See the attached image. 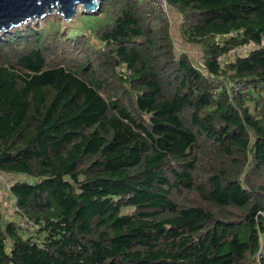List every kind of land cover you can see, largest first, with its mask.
<instances>
[{"label":"trees","instance_id":"1","mask_svg":"<svg viewBox=\"0 0 264 264\" xmlns=\"http://www.w3.org/2000/svg\"><path fill=\"white\" fill-rule=\"evenodd\" d=\"M166 1L201 62L151 0L0 31V264H264V0Z\"/></svg>","mask_w":264,"mask_h":264},{"label":"water","instance_id":"2","mask_svg":"<svg viewBox=\"0 0 264 264\" xmlns=\"http://www.w3.org/2000/svg\"><path fill=\"white\" fill-rule=\"evenodd\" d=\"M80 4L84 12H97L101 0H0V31H7L55 13L72 21Z\"/></svg>","mask_w":264,"mask_h":264},{"label":"rangeland","instance_id":"3","mask_svg":"<svg viewBox=\"0 0 264 264\" xmlns=\"http://www.w3.org/2000/svg\"><path fill=\"white\" fill-rule=\"evenodd\" d=\"M151 1L154 3L155 7H157L158 12L161 15H163L166 19H168V21H170L171 34L175 40V49L178 52H182V51L186 50L194 62H198V63L201 62V57H202L201 48L197 45L186 43L181 38V33H180L181 15L177 12V10H175L173 7L168 5L166 0H151ZM82 10H83V7H81L79 9L77 15L74 17V19L72 21L62 20L60 22L61 23L60 28H62V30L67 32V30L74 28L72 26H75L79 29L78 34L80 35L82 30H83L82 27H83V25H85L81 22V16L82 15L79 16V14H83ZM86 13H90V12H84V14H86ZM91 13H97V12H91ZM55 15H56L55 13H52V14L46 16L45 18H43L42 20L33 21L30 23H36V25L38 24L39 26L43 27L47 24H50L51 21L55 20V18H53V16H55ZM56 16H58V15H56ZM53 23H55V22H53ZM87 38L90 39V44H89L90 49H91V47H93V45L99 46V42L97 40L93 39L92 37H90L89 33L81 34L80 41L84 42L83 40L87 39ZM239 53H241V52H239ZM15 179H16V176H13V175H9L6 177V180L8 182H12ZM7 195H6V197H7ZM5 198H2V200H4ZM13 210H14V207H13L12 198H10L9 200L6 199L0 203V211L2 213H4L6 218L17 220L18 217L16 214H13V212H12Z\"/></svg>","mask_w":264,"mask_h":264},{"label":"built area","instance_id":"4","mask_svg":"<svg viewBox=\"0 0 264 264\" xmlns=\"http://www.w3.org/2000/svg\"><path fill=\"white\" fill-rule=\"evenodd\" d=\"M242 52V50H239ZM233 53V52H232ZM129 71H126L125 74H128ZM243 87V82L236 79H228L226 81V92L230 101L236 99L239 94V91ZM217 90H213V94H216ZM9 176L3 172H0V195L4 198L9 193L11 187V182L6 180V177ZM3 183V184H2ZM32 228V223L28 220H23L21 223V229L23 232H29ZM257 260L259 263H264V241L262 240L258 246L257 250Z\"/></svg>","mask_w":264,"mask_h":264},{"label":"bare ground","instance_id":"5","mask_svg":"<svg viewBox=\"0 0 264 264\" xmlns=\"http://www.w3.org/2000/svg\"><path fill=\"white\" fill-rule=\"evenodd\" d=\"M81 7H82V6H81L80 4H78V5L76 6V10L79 11V9H80Z\"/></svg>","mask_w":264,"mask_h":264},{"label":"crops","instance_id":"6","mask_svg":"<svg viewBox=\"0 0 264 264\" xmlns=\"http://www.w3.org/2000/svg\"><path fill=\"white\" fill-rule=\"evenodd\" d=\"M175 41V40H174ZM186 51V50H185ZM187 52V51H186ZM202 53V52H201Z\"/></svg>","mask_w":264,"mask_h":264}]
</instances>
